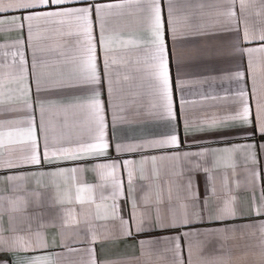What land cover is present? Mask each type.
<instances>
[{"label": "crops", "instance_id": "obj_1", "mask_svg": "<svg viewBox=\"0 0 264 264\" xmlns=\"http://www.w3.org/2000/svg\"><path fill=\"white\" fill-rule=\"evenodd\" d=\"M118 2L119 0H79L78 3L63 7L93 4V34L98 40L99 24L96 21L94 4ZM172 5L173 17L177 20L179 32L182 34L175 41L167 31V4L165 0H161L170 54L174 104L180 128L179 149L143 146L145 141L166 132L169 122L159 115L160 102L148 87L150 80L143 69V49L117 48L110 54L112 101L116 105L117 115L123 118L117 123V133L121 142L137 145L135 151L119 154L120 167L117 175L121 179L124 195L115 201L118 205V217L112 216V188L100 187L103 181L96 171L91 170L93 166L108 163L117 156L115 141L111 137L113 109L109 107L108 87L105 82L101 86V99L108 125V139L112 145L108 155L64 161L61 165L68 168L85 167L88 170L77 173V183L94 187L91 191L79 193L78 199L71 174H68L67 182L64 178L57 177L65 201L58 203L56 189L50 178H45L46 187L37 186L33 178H28L27 182H0V237L8 240L10 245L13 239L19 237L34 241V234L39 231L44 234L49 245L44 249L33 248L27 252L20 248L0 250V261L13 264L14 257L50 254L54 264H91L93 258L97 264H173L176 259L173 245L169 240L163 239L174 235L173 229L146 226L144 231L136 232L133 226L132 235L122 234L120 218L127 220L131 214L127 172L123 169L122 161L130 159L136 162L133 185L136 189L134 195L138 211L151 217L146 225L149 222L155 224L157 209L166 220L170 219V209L181 215L185 206L190 217L197 211L204 217L203 222L192 220L188 226L200 232V235L192 239V264H264V232L260 230L264 215H257L252 211L255 206L264 203V149L260 147L264 138L259 132L238 123L231 126V121L228 122V127L194 131L187 138L183 135V118H187L193 126H198L202 120L220 118L239 110V104L234 102L238 99L234 93L239 91V87L235 79L229 78L232 73L237 70L245 73L243 83L249 97L252 77L256 78L258 85L264 82V53H252L253 66L249 73L248 54L240 50L248 47L259 48L264 44V41L258 39L250 42L243 40L245 26L250 35L258 36L264 29V0H172ZM37 10L54 11L56 7H41ZM230 11L234 16L229 15ZM145 14L135 7L126 6L113 9L107 21L114 34L127 38L143 31ZM77 27L74 21L64 25H41L40 38H34L32 43L44 49L37 52V59L44 61L45 72L70 74L74 70L75 65L70 57L77 54L75 41L78 37L67 33L75 32ZM21 37L22 45L16 43ZM21 48L25 52L29 83L35 98V83L31 80L32 48L28 45L27 28L25 27L22 34L16 29H0V93H3L0 102V132L5 133L4 143L0 145V161L10 160L15 165L11 168H0V176L42 170L36 165L19 162L27 154L26 145L10 142L17 137L15 134L11 137L8 135L9 132L14 133L18 127H26V118L29 115L35 116L39 134L38 108L30 113L17 99L19 85L15 78L18 76L19 55L14 53H18ZM98 55L99 70L103 73V55L99 52ZM112 56L115 57V63H111ZM178 78L185 82L179 91L176 89ZM84 92L85 89L80 87H68L48 94V98H68ZM181 94L187 101L183 117L179 116ZM250 104L254 111V102L251 99ZM45 119L50 127H59L64 117L62 114L57 115V110L53 109L46 114ZM59 130L73 138L82 135L87 139V124L82 115L73 117L70 112L68 126L59 127ZM40 143L42 150V137ZM249 143L256 145L255 162L248 159L247 149L235 153H218L215 157L212 153V149ZM203 149H207L203 158L195 155L185 158L182 155L183 152L198 153ZM176 151L181 153L179 159L172 156ZM152 156L157 157L155 171ZM162 156L164 158L160 159ZM141 161L144 179H141L139 171ZM47 168L45 166L44 170ZM189 182L191 189L188 187ZM34 191L41 193L39 201L33 194ZM90 197L93 199H89ZM145 197L148 198L147 204L144 203ZM206 197L207 209L204 207ZM226 200L232 202L238 216L223 223L242 226L229 228L223 236L205 232L206 229L223 226L221 222H209L208 214L222 207ZM93 234L95 241L92 239ZM53 235L55 246H52ZM141 240L147 243L142 246ZM182 248V258L187 264L188 246L183 241ZM90 249L94 251V257Z\"/></svg>", "mask_w": 264, "mask_h": 264}, {"label": "snow or ice", "instance_id": "obj_2", "mask_svg": "<svg viewBox=\"0 0 264 264\" xmlns=\"http://www.w3.org/2000/svg\"><path fill=\"white\" fill-rule=\"evenodd\" d=\"M79 0H0V29H16L23 33L25 27L27 28L28 45L32 48V63H31V80L35 83L36 96H32V88L29 83V70L27 67V61L25 59V52L23 49H19V70L18 76L15 78L18 81V97L17 99L30 113L34 112L38 108L40 113L39 134L35 125V116L29 115L27 119L26 127H18L13 132H9L11 137L13 134L17 137L16 142L26 145V155L20 158V163L25 165H36L40 171L22 173L20 175H6L0 176V182H13L24 181L27 182L28 178H33L37 186H47L45 184V178H50L52 186L56 189V197L58 203H63L64 197L62 195V189L57 177H62L67 182L68 174H71V180L73 185L76 186V191L79 193L83 191H91L93 185L86 184L80 185L77 183V173H83L86 169L83 166L80 167H62L64 161H75L87 159L90 157L107 156L109 148L112 146L108 139L107 123L105 117L104 103L101 99V86L106 82L109 95V107L113 109L112 115V140L115 141V152L117 156L112 158L108 163L97 164L93 166L91 170L97 172L100 180L103 183L100 187L112 188L110 198L113 200L112 216L118 217L117 208L118 205L115 201L124 195V190L120 177L117 175V170L120 167V153L132 152L136 150L137 145L132 142H121L117 133V123L122 120L121 116L117 115L116 105L113 104V80L111 77V64L110 54L115 52L117 48H137L143 49L144 55L143 69L146 72L150 82L148 87L152 94H154L159 100V108L161 109L159 115L162 118L167 119L169 122L166 132L160 134L157 138L147 140L144 142V147L152 148H176L179 149L180 141V128L177 123L178 113L175 110L174 97H173V84L170 76V54L169 47L166 38L165 23L162 18V6L161 0H119L115 4H94V11L96 21L99 24V38L98 40L93 34V4H88L84 7H63V5L70 3H78ZM168 8V21L167 31L170 33V38L175 41L181 38V33L178 29V22L173 17V5L172 0H165ZM56 7V10L52 11H39L37 9ZM135 7L141 12H145L143 17L144 28L143 31L135 36L122 37L118 34H114L107 17L111 14L113 9H122L124 7ZM243 8V3H241ZM11 13V14H8ZM229 15L234 16L231 11ZM76 22L78 27L75 32H68L67 35H75L78 39L75 41L77 54L70 57L71 62L75 65L74 70L70 74L63 73H51L43 70L44 61L37 59V52H42L44 49L34 46L33 39L40 38L41 25H64L70 22ZM58 30V29H57ZM258 39L264 41V29H262L259 35H250L247 26L243 31V40L250 42ZM17 44H23L22 37L17 39ZM248 54V71L251 73L253 66L252 53L260 52L264 53V44H261L259 48H243L240 49ZM103 55V73L99 70V55ZM63 55V53H61ZM115 57H111V63H115ZM15 63V61H13ZM245 73L237 70L232 73L230 79H235L238 83L239 91L234 93L237 97L234 102L239 104V110L234 113H228L223 117H212L209 120H202L198 126L190 124L187 118H183V135L185 138L190 136L194 131H211L217 128L228 127V122L231 121L235 126L238 123L248 129H252L255 132H259L261 137L264 138V82L259 85L256 78L252 77V89L251 96L245 90L243 83ZM184 81L181 79L176 80V89L179 91L184 86ZM68 87H80L85 89L82 94H76L68 98L52 99L48 98V94L57 92L61 89ZM227 93V90H225ZM2 95L0 93V102H2ZM217 97H211L216 99ZM250 99L254 102V111L250 104ZM185 101L183 94L180 96V109L179 116L183 117L185 111ZM53 109L57 110V115H63L64 120L59 127L68 126V117L71 112L73 117L82 115L87 124V139H84L82 135H77L75 138L65 135L59 130L58 126H49L46 123V114L50 113ZM122 110V109H121ZM19 123V122H18ZM251 134V133H248ZM5 133L0 132V145L4 143ZM41 137L43 140V146L41 150ZM261 149H264V143L260 145ZM255 148L256 145L242 144L233 145L223 149H212L213 156L218 153H235L236 151L247 149L248 159L255 162ZM207 149H203L198 153L183 152L182 155L187 158L190 156L204 157ZM172 156L179 159L181 153L179 151L173 152ZM164 157H160L163 159ZM153 163V170L155 171V164L157 161L156 156L151 157ZM135 161L130 159H123L122 166L127 172L128 178V199L131 203V214L129 218H120V225L122 234L124 236L132 235L131 229L134 226L136 232L145 230V227L156 228H169L175 231L172 236L163 237L165 240H169L173 245V251L176 259L173 264H185V260L182 258V241L188 246V260L187 264H192L191 249L192 239L200 232L192 230L188 226L192 223V220L197 222H203L204 217L200 212H195L190 217L185 206V210L181 215H177L175 210L170 209V219H165L160 210H156L155 224L148 223L151 217L143 212L138 211L137 201L135 198V187L133 185V177L135 168ZM15 165L10 160L0 161V168H11ZM45 166H48L47 170H44ZM207 171V169H205ZM140 175L141 179L145 178L143 161L140 162ZM211 180V175H209ZM191 189V183L188 185ZM214 191V190H213ZM37 201H39L41 193L34 191L33 193ZM89 199H93L90 197ZM83 202V200H81ZM159 198L157 203H159ZM144 203H148V198H144ZM208 200L207 197L204 201V207L207 209ZM193 207H197L193 205ZM252 211L257 215H264V203L259 206H255ZM238 214L232 205L231 201H224L222 207H218L214 212L208 214L209 222H221L223 226L206 229L207 233H214L217 235H225L229 228L241 227L242 225L224 224L223 222L237 218ZM187 229V230H185ZM260 230L264 232V221L260 222ZM35 240L31 238L25 239L19 237L13 239L9 245V241L0 237V250H9L20 248L24 251L30 249H44L47 248L48 242L42 232L37 231L35 234ZM93 241L96 237L93 234ZM55 235H53L52 246H55ZM147 241L141 240L140 244L143 246ZM93 252L94 251L90 249ZM0 264H7V261H0ZM13 264H54L52 256L49 255H32L24 257H14ZM91 264H97V261L93 258Z\"/></svg>", "mask_w": 264, "mask_h": 264}]
</instances>
